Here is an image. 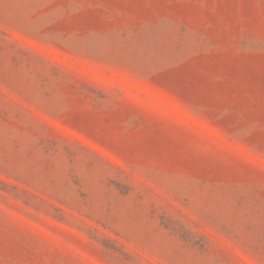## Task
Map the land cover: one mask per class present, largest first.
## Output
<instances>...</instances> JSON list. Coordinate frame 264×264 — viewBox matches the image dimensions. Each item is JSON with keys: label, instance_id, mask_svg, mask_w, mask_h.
<instances>
[{"label": "rangeland", "instance_id": "obj_1", "mask_svg": "<svg viewBox=\"0 0 264 264\" xmlns=\"http://www.w3.org/2000/svg\"><path fill=\"white\" fill-rule=\"evenodd\" d=\"M0 264H264V0H0Z\"/></svg>", "mask_w": 264, "mask_h": 264}]
</instances>
